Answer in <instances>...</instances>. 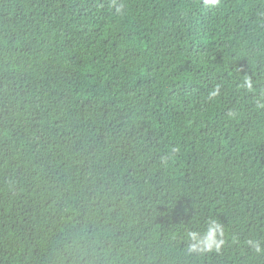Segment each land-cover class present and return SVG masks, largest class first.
Segmentation results:
<instances>
[{
    "label": "trees",
    "instance_id": "1",
    "mask_svg": "<svg viewBox=\"0 0 264 264\" xmlns=\"http://www.w3.org/2000/svg\"><path fill=\"white\" fill-rule=\"evenodd\" d=\"M0 264H264V0H0Z\"/></svg>",
    "mask_w": 264,
    "mask_h": 264
},
{
    "label": "clouds",
    "instance_id": "2",
    "mask_svg": "<svg viewBox=\"0 0 264 264\" xmlns=\"http://www.w3.org/2000/svg\"><path fill=\"white\" fill-rule=\"evenodd\" d=\"M205 3L209 6L214 7L217 3V0H205ZM124 8L125 5L121 4L120 7L117 9V13L122 15L124 12ZM247 86L251 88V83L247 82ZM221 236H223V228L215 221H210L209 227L205 231L203 236L196 232H191L188 234V239L194 242L190 245L189 251L191 253H202L213 250L219 251L224 244V240L218 238ZM249 243L255 247V250L257 252L262 251L259 244H256L253 241H249Z\"/></svg>",
    "mask_w": 264,
    "mask_h": 264
}]
</instances>
